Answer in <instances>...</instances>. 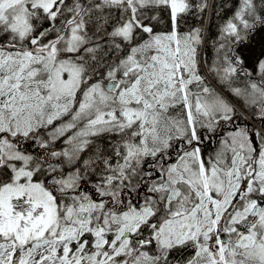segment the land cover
<instances>
[{"label":"snow or ice","instance_id":"obj_1","mask_svg":"<svg viewBox=\"0 0 264 264\" xmlns=\"http://www.w3.org/2000/svg\"><path fill=\"white\" fill-rule=\"evenodd\" d=\"M261 28L264 0H0V264H264Z\"/></svg>","mask_w":264,"mask_h":264},{"label":"trees","instance_id":"obj_2","mask_svg":"<svg viewBox=\"0 0 264 264\" xmlns=\"http://www.w3.org/2000/svg\"><path fill=\"white\" fill-rule=\"evenodd\" d=\"M217 6L221 5V4H234V0H215ZM231 14V8L226 7L225 10L221 13V18H217L215 16L211 17V20L209 21V16L206 14L204 17V22L208 25L209 27V36L211 39H215V37L217 36V26L222 23V19L226 18L227 16H229ZM189 24H194L195 21L192 18H189ZM258 31L255 33L257 34ZM260 49V46H257V50L258 51ZM206 53H207V59L209 61L212 60L214 52L213 49L211 47H209L208 49H206ZM211 81H210V79ZM207 79L209 81V83L211 84V86L216 87L218 82L210 75H207ZM236 86H243L242 82L237 81L236 82ZM225 95L228 96V98L230 100H232L233 103H236L239 106V102L235 99H233L231 96L228 95V93L225 92Z\"/></svg>","mask_w":264,"mask_h":264},{"label":"rangeland","instance_id":"obj_3","mask_svg":"<svg viewBox=\"0 0 264 264\" xmlns=\"http://www.w3.org/2000/svg\"><path fill=\"white\" fill-rule=\"evenodd\" d=\"M264 43V28H261L257 34H255L252 39H251V43L244 49H242V51L246 52V53H254L257 50V46H261V44ZM252 56L249 55L248 56V64L251 65L252 64ZM209 78V77H208ZM210 79V78H209ZM211 81V79H210Z\"/></svg>","mask_w":264,"mask_h":264}]
</instances>
